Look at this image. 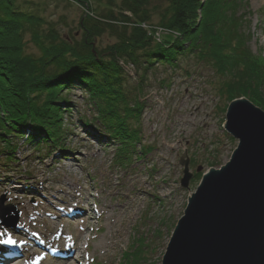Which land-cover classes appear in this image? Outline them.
I'll return each instance as SVG.
<instances>
[{"label":"rangeland","instance_id":"obj_1","mask_svg":"<svg viewBox=\"0 0 264 264\" xmlns=\"http://www.w3.org/2000/svg\"><path fill=\"white\" fill-rule=\"evenodd\" d=\"M13 4L50 23L59 37L71 42L80 38L81 17L104 7L92 0L84 5L68 0H14ZM152 5L148 25H139L156 42L172 41V35L160 28L159 15L165 4L155 1ZM237 16L236 40L243 43L242 51L249 54L254 67L263 71L264 79V0H247ZM26 40L28 37L23 40L25 54L38 55ZM114 42L115 38L107 33L98 39V46L104 48ZM125 73L128 99L133 102L138 98L136 119L129 121L138 129L139 141L129 147L130 158L124 163H115L117 141L100 133L96 110L88 94L78 87L63 92L69 105L57 104L66 111L62 127L67 135L58 152L44 149L40 153L25 146L20 138L8 136L16 147L15 154L10 159L0 158V199L4 206H13L19 212L16 226L22 221V208L36 219V227H27L31 237L37 235L33 230L46 233L51 222L55 228L64 225V236L70 232L80 240L81 251L71 252L75 264H161L174 226L183 216L187 198L201 175L227 163L237 145L223 128L228 105L226 96L219 92L223 78L209 62L193 56L178 61L176 67L156 64L138 88L140 78L134 68L126 65ZM185 117L191 120L189 124H183ZM184 154L193 175L188 189L180 186L183 168L179 160L185 159ZM9 160L10 168L6 166ZM82 184L80 191L85 194L88 190L90 194L84 205L92 217L83 226L87 217L82 212L73 218L75 224L69 225L60 216L67 214L65 206L71 192ZM83 227L86 231L80 233ZM43 240L48 245H31L39 264H60L47 255L56 244ZM106 240L107 247L103 248L101 243ZM69 245L73 246L71 242Z\"/></svg>","mask_w":264,"mask_h":264},{"label":"trees","instance_id":"obj_2","mask_svg":"<svg viewBox=\"0 0 264 264\" xmlns=\"http://www.w3.org/2000/svg\"><path fill=\"white\" fill-rule=\"evenodd\" d=\"M92 1L104 7L81 17L80 38L71 42L39 16L16 9L14 0H0V147L7 159L16 150L8 136L40 153L62 146L66 111L57 104L69 105L63 92L78 87L96 110L100 132L117 141L115 163H124L130 158L129 147L139 141L138 129L129 121L136 119L138 98L131 102L126 95V65L140 78L138 88L156 64L176 67L178 61L194 56L209 62L223 78L219 92L227 103L246 97L264 110L263 71L253 66L235 37L238 9L247 0ZM155 1L165 4L160 28L172 35V41L156 42L140 26L148 25ZM107 33L115 42L99 48L98 39ZM25 37L38 55L25 54Z\"/></svg>","mask_w":264,"mask_h":264},{"label":"water","instance_id":"obj_3","mask_svg":"<svg viewBox=\"0 0 264 264\" xmlns=\"http://www.w3.org/2000/svg\"><path fill=\"white\" fill-rule=\"evenodd\" d=\"M223 128L239 142L187 198L161 264H264V111L246 98L232 100ZM183 157L180 186L188 189L192 174ZM12 210L0 201V219L15 224Z\"/></svg>","mask_w":264,"mask_h":264},{"label":"bare ground","instance_id":"obj_4","mask_svg":"<svg viewBox=\"0 0 264 264\" xmlns=\"http://www.w3.org/2000/svg\"><path fill=\"white\" fill-rule=\"evenodd\" d=\"M191 115H189L188 117H190ZM188 117H185L183 119L184 123L183 124H189L191 122V120L189 121ZM71 171H73V169H69ZM84 184L82 185H78L77 188L71 192V198L70 200L68 201L69 203L67 204L68 207L70 208H66L67 210V214L68 215H63L64 217H68V218H73L77 215H79L82 210H86L85 208V202L88 200V198L90 197V194L87 190V192L85 194H83L80 189L83 187ZM70 193V191H69ZM21 218H22V221L20 219V225L16 228H13V229H10V230H7V232L9 233V235H13V236H16L18 239L21 238V237H24L25 239H23L24 241H26V239H28L29 237V234H27V227L31 226V229H33L34 224L33 225V221L35 219V217L31 214V212H29V210L27 208H22L21 209ZM88 213V212H87ZM86 213V214H87ZM89 214V213H88ZM88 219H90L92 217V215H87ZM36 220V219H35ZM73 223V222H72ZM86 223L83 225L85 226ZM112 229V228H111ZM34 231V230H33ZM49 233L50 234H54L55 231H56V228L54 227V224L51 222V224H49V229H48ZM59 231V229H57V232ZM86 231V227H83L81 232L80 233H84ZM2 232L6 233V230H3ZM15 232V233H14ZM109 241H111V237L110 239H108ZM57 243L56 245H53V248H54V260L56 262H60V264H75V262L72 260V257L70 255V248L68 246H66V242L64 240H61V238H57L56 237H52L49 241V243ZM79 242L80 240H78V236L75 238L74 240V245H76L74 247V249L77 251V252H80V246H79ZM31 243L32 245H36L37 247L38 246H45V245H48V243H46L45 241H43L42 239H39L37 237L35 238H32L31 240ZM107 244H108V241H102L101 245H103L102 247L103 248H106L107 247ZM116 243L115 241L112 243V246H114ZM1 249L3 252L6 253H9V252H12V247H5L4 245H0ZM18 249V248H17ZM32 249V248H31ZM30 248H24L21 250V251H24L25 253L29 252V250H31ZM84 252V251H83ZM26 253V254H27ZM33 255V253H32ZM23 257V256H22ZM82 257V255H81ZM33 260L37 259V258H33ZM37 262H35L36 264Z\"/></svg>","mask_w":264,"mask_h":264},{"label":"snow or ice","instance_id":"obj_5","mask_svg":"<svg viewBox=\"0 0 264 264\" xmlns=\"http://www.w3.org/2000/svg\"><path fill=\"white\" fill-rule=\"evenodd\" d=\"M23 243V242H21ZM0 245H7L10 247H18V243L15 239L12 238L11 235H8L7 233L0 232Z\"/></svg>","mask_w":264,"mask_h":264}]
</instances>
